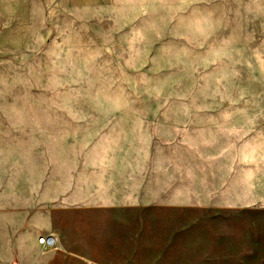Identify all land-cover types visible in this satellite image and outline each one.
<instances>
[{"label":"rangeland","instance_id":"rangeland-1","mask_svg":"<svg viewBox=\"0 0 264 264\" xmlns=\"http://www.w3.org/2000/svg\"><path fill=\"white\" fill-rule=\"evenodd\" d=\"M0 233V264H264V0H0Z\"/></svg>","mask_w":264,"mask_h":264},{"label":"crops","instance_id":"crops-1","mask_svg":"<svg viewBox=\"0 0 264 264\" xmlns=\"http://www.w3.org/2000/svg\"><path fill=\"white\" fill-rule=\"evenodd\" d=\"M1 234L3 235L4 238L1 239ZM6 234L8 235V233H0V254H5V253H9L8 252V248L10 246H8L10 244V239L6 236ZM12 234V233H10ZM47 237V236H46ZM34 241V245L36 244L38 247H40V249L42 250V246L39 245L37 243V241ZM16 246L20 249V251H25L26 248L28 247L26 242H25V235L20 234L17 242H16Z\"/></svg>","mask_w":264,"mask_h":264},{"label":"built area","instance_id":"built-area-1","mask_svg":"<svg viewBox=\"0 0 264 264\" xmlns=\"http://www.w3.org/2000/svg\"><path fill=\"white\" fill-rule=\"evenodd\" d=\"M38 244L41 246H48L53 244V240L50 237H44L41 239H38Z\"/></svg>","mask_w":264,"mask_h":264}]
</instances>
